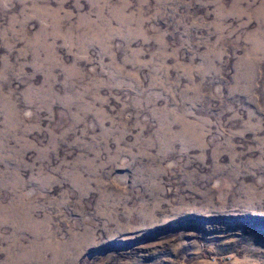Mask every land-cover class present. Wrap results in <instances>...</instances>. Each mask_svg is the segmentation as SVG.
Instances as JSON below:
<instances>
[{
    "label": "rangeland",
    "instance_id": "1",
    "mask_svg": "<svg viewBox=\"0 0 264 264\" xmlns=\"http://www.w3.org/2000/svg\"><path fill=\"white\" fill-rule=\"evenodd\" d=\"M0 264H264V0H0Z\"/></svg>",
    "mask_w": 264,
    "mask_h": 264
}]
</instances>
